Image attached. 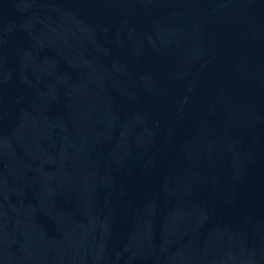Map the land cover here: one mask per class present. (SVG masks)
<instances>
[{"label": "water", "instance_id": "water-1", "mask_svg": "<svg viewBox=\"0 0 264 264\" xmlns=\"http://www.w3.org/2000/svg\"><path fill=\"white\" fill-rule=\"evenodd\" d=\"M0 264H264V0H0Z\"/></svg>", "mask_w": 264, "mask_h": 264}]
</instances>
